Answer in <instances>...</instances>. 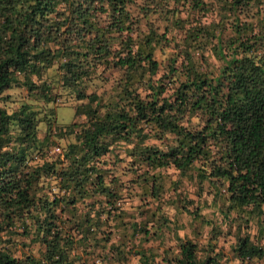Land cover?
Returning <instances> with one entry per match:
<instances>
[{
  "label": "trees",
  "instance_id": "obj_1",
  "mask_svg": "<svg viewBox=\"0 0 264 264\" xmlns=\"http://www.w3.org/2000/svg\"><path fill=\"white\" fill-rule=\"evenodd\" d=\"M170 173L208 240L203 193L233 257H264L246 230L264 235V0H0V264H92L113 228L154 234L164 215L123 204L158 209ZM175 239L156 264H219Z\"/></svg>",
  "mask_w": 264,
  "mask_h": 264
},
{
  "label": "rangeland",
  "instance_id": "obj_2",
  "mask_svg": "<svg viewBox=\"0 0 264 264\" xmlns=\"http://www.w3.org/2000/svg\"><path fill=\"white\" fill-rule=\"evenodd\" d=\"M161 23L162 22H160V24ZM71 101V98L61 102L57 101L55 120L58 123H67L74 119L70 106ZM12 105H14V101H12ZM123 164L124 163L121 162L119 165ZM116 167V172L119 173L120 166L117 165ZM161 171L164 172L163 169H161ZM167 172H171V169H167ZM129 175L130 174L127 173L124 179L129 177ZM174 175L175 174L170 177H163V188L165 189L162 194H160L162 201L158 209H154V205L156 202L158 203V201L148 196H145L141 200H139L136 195L127 196L123 204V207L129 211L128 215H132L131 217H134V219L143 218L145 215L149 216V212L154 210L155 214L153 221H155V223L158 222L156 221L158 216L161 219V215H164L168 222L166 224H160V228H158L159 231H156L154 234H152L154 226L150 224L152 222L151 220L146 224L147 233H143V231L131 233L129 230L122 231L119 228H113L108 242L109 246L106 244L104 247V251H107V253L100 250V252L103 253V255L100 256L96 252L94 257H92V259L90 258L92 264H145V255H147L148 261L150 259V263L156 264L161 261L162 256L176 253V237H188L196 241L199 248L197 254L200 257L205 255L206 252H211L209 251V248H211L209 244H213L212 252H217L216 256L219 264H264V257H252L243 261H239L233 257L230 244L233 241V235L231 233L233 232L234 224L231 226L230 231H226L228 230V223L219 221L218 211L210 204V196L203 193L201 198H199L201 200L198 202L200 205V209H198L199 215L213 219L214 223H216L214 228L218 230V224L221 230L218 232L219 234L216 239L209 238L208 240V226L199 223L196 216L192 215V205H186L187 203L184 202V196L193 198L194 202L198 198L193 192V184L184 177L180 182L173 184L169 179L176 178ZM174 185L177 188L176 190L172 189ZM202 199H206V204ZM178 202L179 204L185 203V206H179ZM138 203L140 206H136ZM175 205H177V208H175ZM141 212L143 213L141 214ZM247 224L248 227L246 230L252 235V238L254 240L260 239L259 242H263L264 235L259 237L258 234H256L254 220H249ZM111 245H117L120 251H118V249H111Z\"/></svg>",
  "mask_w": 264,
  "mask_h": 264
}]
</instances>
